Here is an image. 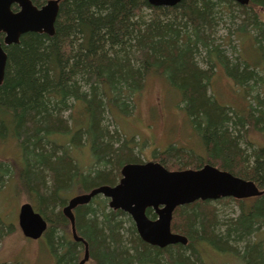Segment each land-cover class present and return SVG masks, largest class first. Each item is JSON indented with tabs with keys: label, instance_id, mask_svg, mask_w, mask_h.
Instances as JSON below:
<instances>
[{
	"label": "trees",
	"instance_id": "1",
	"mask_svg": "<svg viewBox=\"0 0 264 264\" xmlns=\"http://www.w3.org/2000/svg\"><path fill=\"white\" fill-rule=\"evenodd\" d=\"M46 1L33 0L38 6ZM263 11L264 0H181L174 6L61 0L54 35L27 32L19 43L5 46L0 141L13 139L22 158L0 163V186L6 176L17 177L47 220L41 239L51 264H80L84 257L85 244L74 239L63 212L68 196L76 189L113 185L124 164L141 162L135 137L128 139L112 124L118 111L135 112L137 96L151 76L176 87L180 107L204 144L199 153L172 144L155 150L156 160L180 170L210 163L264 189V144L249 137L259 132L264 138V97L254 90L264 82ZM227 18L242 35L240 54L231 49L234 56L216 36ZM223 73L240 98L234 103L217 99L213 91L216 75ZM87 144L94 160L85 165L74 151ZM251 198H233L240 211L223 230L211 200L178 206L172 229L186 235L188 243L163 248L144 241L131 216L111 208L102 195L75 209V224L95 264H207L203 244L231 251L245 264H264V241L251 239L264 225V193ZM147 214L156 216L152 208ZM0 221V234L14 230L15 224Z\"/></svg>",
	"mask_w": 264,
	"mask_h": 264
},
{
	"label": "water",
	"instance_id": "2",
	"mask_svg": "<svg viewBox=\"0 0 264 264\" xmlns=\"http://www.w3.org/2000/svg\"><path fill=\"white\" fill-rule=\"evenodd\" d=\"M61 0H47L41 6L33 0H0V34H4L5 45L17 44L27 32L55 34V23ZM181 0H148L154 6H174ZM248 4L250 0H235ZM18 9L14 10L13 5ZM8 54L0 41V85L6 72ZM122 178L114 186L103 184L70 198L63 208L70 220L74 239L85 244L84 257L89 259L88 243L77 233L75 209L88 204L102 194L109 198L113 209H121L133 219L140 237L155 246L165 247L187 244L188 237L172 230L174 211L178 206L197 200H219L222 198L244 199L264 193L257 183L206 163L200 168L171 170L159 161L130 162L122 167ZM156 214L151 218L147 210ZM18 224L24 236L39 239L45 233L48 222L32 203L20 206Z\"/></svg>",
	"mask_w": 264,
	"mask_h": 264
},
{
	"label": "rangeland",
	"instance_id": "3",
	"mask_svg": "<svg viewBox=\"0 0 264 264\" xmlns=\"http://www.w3.org/2000/svg\"><path fill=\"white\" fill-rule=\"evenodd\" d=\"M261 16L264 19V11ZM237 27L236 23L227 18L220 23L216 31L217 40L222 42L223 48L230 56H234V52L231 51L232 47L236 48L237 55L240 54L242 49L239 47V38L242 35L240 36L241 32ZM244 56H250L248 48L244 50ZM200 64L205 68L208 66L205 61H201V58ZM229 83L232 85V81L224 73L221 76L217 74L213 91L217 99L234 103L240 98L231 92L232 87L228 86ZM259 85H261L260 88L254 90L259 91L261 96L264 97V82ZM175 89L176 87L168 81H164L157 76H151L147 79L143 92L137 96L135 112L128 115L118 111L114 115L117 125L112 124V128H119L128 139L135 137L136 151L141 158V162L157 161L155 150H166L172 144L177 147L192 148L198 153L204 151L203 141L197 135V132H194L191 128L190 120L179 104L180 93ZM70 112L67 111L65 116L70 117ZM110 120L112 119L110 118ZM61 137H63L61 138L63 141L68 139L67 136ZM249 137L257 145L264 144V138L259 132H252ZM76 148L74 153L78 154L77 157L81 160V163L87 165L88 162L94 160L89 144L84 145L83 148ZM21 158L22 152L17 148L13 139L8 138L6 141H0V163L12 162L15 164L20 162ZM167 168L178 170L171 167ZM120 176L121 174L118 179ZM18 185L17 177L6 176L5 182L0 186V217L7 224H15L12 232L3 231L0 234V261L11 262L20 259L22 264H51L52 258L49 255V249L46 250L44 241L41 238L31 239L24 236L18 224L20 206L25 202L32 203L27 193ZM85 192L87 191L76 189L68 196V200ZM234 199L211 200L212 205L217 210V217L222 230L225 228L224 222L227 219L239 214V206ZM250 200H254V198H250ZM256 233L252 235L251 239L256 240L258 238L259 241H264V225ZM201 248L207 264H245L244 260L231 253V251H220L208 244H203ZM86 264H95V262L90 259Z\"/></svg>",
	"mask_w": 264,
	"mask_h": 264
},
{
	"label": "flooded vegetation",
	"instance_id": "4",
	"mask_svg": "<svg viewBox=\"0 0 264 264\" xmlns=\"http://www.w3.org/2000/svg\"><path fill=\"white\" fill-rule=\"evenodd\" d=\"M45 3V2H44ZM16 6V9L14 8ZM41 6V5H40ZM13 9L14 10H17L18 9V5L17 4H14L13 5ZM0 41L2 42V44H3V47H4V49H5V46H8V45H5V43H4V34L3 33H1L0 34ZM6 50V49H5ZM7 52V51H6ZM7 65V64H6ZM123 167V166H122ZM121 170H122V168H121ZM121 170H120V174H121V176H120V178L118 179V181L115 183V184H113V185H111V184H107V185H111V186H114V185H116V184H118L119 182H120V180H121V178H122V172H121ZM103 185V184H102ZM100 186V185H99ZM99 195H102V194H99ZM98 196V195H97ZM103 197H105L104 195H102ZM96 197V196H95ZM94 197V198H95ZM105 198H107V197H105ZM108 199V204H109V201H110V199L109 198H107ZM110 206V205H109ZM115 210H117V209H115ZM133 220V219H132ZM173 221V220H172ZM134 222V221H133ZM71 224V223H70ZM135 224V223H134ZM72 230V229H71ZM173 230V229H172ZM138 232V231H137ZM139 234V233H138ZM86 247V246H85ZM89 247V246H88ZM84 253H85V249H84ZM91 259V257H90V255H89V259L87 260V261H89ZM86 264V263H85Z\"/></svg>",
	"mask_w": 264,
	"mask_h": 264
}]
</instances>
